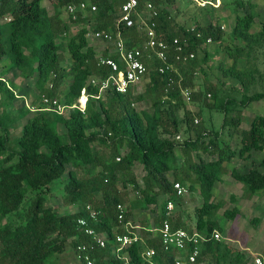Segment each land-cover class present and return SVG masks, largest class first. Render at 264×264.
<instances>
[{"label":"trees","instance_id":"1","mask_svg":"<svg viewBox=\"0 0 264 264\" xmlns=\"http://www.w3.org/2000/svg\"><path fill=\"white\" fill-rule=\"evenodd\" d=\"M42 1L0 0V264H50L65 251L67 243L76 258L87 253L93 264H125L117 256L123 253L127 254L129 264H173L174 257L180 253L185 259L187 250H165L157 231L143 228L145 225L140 226L139 242L114 250L117 247L114 235L125 232L124 224L131 222L134 208H145L156 203L160 194H165L161 216L155 223L157 227L160 225L166 203L176 198L175 182L187 184L189 190L198 186L203 199L195 209L193 225L188 226L179 216L169 217L173 228L195 229L206 237L196 261L190 264L205 260L208 264H247L243 250L229 245L225 239L211 238L214 229H221L214 217L217 205L212 203L211 196L215 182L225 170L224 162L234 157L247 161L254 151H263L261 159L254 165H234L230 175L251 195L264 191V115H255L248 128L240 131L237 148L224 143L220 131H209L195 123L190 111L185 110L182 118L176 115L183 107L182 88L190 89L192 100L200 95L195 91L193 80L196 69L205 73L197 57L198 47L208 37L221 44L220 25L208 22L195 24L192 29L184 27L175 21L176 13H172L171 6L177 0H151L155 6L165 3L156 7L157 13L151 19L157 37L169 42L175 37L181 43L187 41L185 53L194 51L196 57L174 61V49L170 47L168 56L175 69L161 73L153 54L145 53L142 59L148 67L149 80L142 93L133 95L132 90L126 93L108 90L98 98L88 96L84 112L71 108L64 116L43 106L35 110L25 104L16 107L18 97L8 83L12 84L10 76L32 78L39 96H60L62 102L71 105L83 89L96 95L98 89L88 85L87 79L91 75L106 76L109 68L97 64L95 51L86 39L85 26L66 41L58 40L68 29L59 8L78 0H56V11L51 14ZM90 1L97 7L90 19L95 28L114 30L116 11L124 0ZM237 6L244 7V4L237 1ZM248 6L254 8L255 5L248 2ZM5 17L8 19L2 21ZM254 20L253 11L243 8L237 12L229 34L239 43L225 46L231 65L219 64L222 74L235 78L245 90L255 82L256 69L237 67L239 58L244 54H264V22L254 31ZM121 31L123 37L130 39V44L143 39L136 33L135 26H122ZM63 48L72 59L71 69L63 64ZM70 71L72 78L67 81ZM207 90L217 101L213 86ZM248 99H264V90L254 92ZM139 100H148L149 109L134 108L133 103ZM231 102L230 98L222 99L221 103L217 101L223 109ZM31 112L34 113L29 115ZM22 118L26 119L12 145L11 129ZM227 122L236 126L239 121L224 116L222 126ZM59 125L64 127V141L56 128ZM190 131L194 132L193 139L188 136ZM180 132L186 135L181 142L176 138ZM176 146L184 154L179 165L174 163ZM192 150L216 156L205 160L198 155L195 160L190 155ZM136 165L143 171L140 177L134 171ZM168 172L172 173V180ZM56 179L63 184L62 201L77 205L75 211L60 213L44 205L50 184ZM118 183L123 188L129 185L140 196V199L129 200L120 222L116 205L125 204L127 192L121 191ZM28 193L35 195L22 208ZM87 205L96 211L95 221L89 217ZM232 213L231 210L224 214L232 216ZM81 217L96 231L106 233L104 247L96 245L83 232L77 223ZM78 245H85L86 250H79ZM147 247L155 250L149 260L141 256Z\"/></svg>","mask_w":264,"mask_h":264},{"label":"rangeland","instance_id":"2","mask_svg":"<svg viewBox=\"0 0 264 264\" xmlns=\"http://www.w3.org/2000/svg\"><path fill=\"white\" fill-rule=\"evenodd\" d=\"M237 1H241L244 7L238 8ZM248 2H253L255 5L254 8L249 7ZM263 3L264 0H222L220 7L217 9L209 7L200 9L190 0H177L171 6L173 9L172 13H176L175 21L184 27H192L195 24L204 25L208 22L224 25V29H222V43L218 44L212 42L209 45L199 48L197 52L198 59L202 61L201 67L205 71V73H203L200 69H196L193 79L195 91L199 92L200 95L196 99H191L190 102H185L182 99L183 107L177 111L176 115L177 118H182L185 110L190 111L194 119H197V124H201L209 131H220V138L231 148H237L240 145V131L248 128L250 120L257 114L264 115V99L247 100V97L254 92L264 90V54H244L239 58L237 67L256 69V80L254 83L250 84L246 90L242 88L235 78L224 76L219 68V64L222 63L225 67L231 65L232 59L226 53L225 46H232L239 43L237 40H233L229 34L237 12L243 11V8L247 11H255L257 18L254 20V27L257 29L260 27V23L262 22L261 19H264ZM42 5L50 14L56 11V0H43ZM164 5L165 3H161L156 7L160 8ZM59 12L63 22L68 25L66 35L59 38V41H66L69 36L76 34L82 26H85L88 31L95 27L94 21L90 20L94 17L95 13L89 14L87 18L81 19L78 22L71 23L65 18L63 6L59 8ZM116 14H119V10L116 11ZM2 21H5V19H2ZM86 39L95 53L96 50L103 45L100 41L95 40L91 36H86ZM111 48L112 46L108 43V50ZM62 55L64 58L63 64L67 69H71L73 63L66 48L62 49ZM204 57L206 59L205 61ZM10 78L13 80L12 84L10 82L8 83L14 91L15 96L18 97L15 101L16 107L21 104H25V106L29 107L42 106L39 98L40 96L37 93L32 78H21L18 74H14L10 76ZM71 78L72 73L70 71L67 76V81L71 80ZM148 80L149 75L147 73L144 80L133 87V95L142 93ZM210 85L214 88L217 101L221 103V100L225 98H230L232 100L226 109H223L213 96H208L207 87ZM62 88H65V86ZM61 98L60 96L58 97L59 100H61ZM133 106L137 110L149 109V102L148 100H139L135 101ZM1 111L2 106L0 104V113ZM33 113L34 112H31L29 115ZM63 115L67 116L68 112H65ZM224 116H227V118L233 117L234 120H238L239 122L236 126H233L229 122L222 126ZM25 119L26 118H22L13 125L10 132L12 145L14 144V140L20 135V129ZM56 128L62 134L61 138L64 141L65 135L62 133V131L64 132V127L59 125ZM178 136L179 138H176L181 142L186 135L180 132ZM188 136L193 139L195 137L194 132L190 131ZM124 149L125 148L121 151L123 152ZM175 153L176 159L174 163L175 165H179L184 158V154L178 146L175 148ZM190 155L192 159L195 160H197L199 156L205 160L216 156L195 150H192ZM262 156L263 151H254L253 154H251V158L247 161H242L235 157L230 161H225V170L221 178L215 182L212 188L211 201L213 204L217 205V208L214 210V217L221 227L220 232L226 238L229 245L240 250H243V248L249 249V251H244L246 253L245 257L247 259V264H253V254L262 256L264 254V191H258L251 195L245 190L241 182L235 180L230 175V170L234 165H254ZM134 171L138 177L143 173L140 165H136ZM167 175L169 179L172 180V173L168 172ZM50 186V192L45 195L46 199L44 205L46 207H53L60 213L72 212L77 209V205H67L62 201L63 184L60 180L56 179L52 181ZM118 187L121 191L127 192L125 197L126 201H124L126 206L129 204L128 202L130 199H140L139 194L133 191L129 185L123 188L121 184L118 183ZM185 187L187 189V184H185ZM34 195V193H28L26 199L22 203V208L28 205L29 200L33 198ZM97 196L100 197V194L97 193ZM157 199L156 203L146 205L145 208H134L131 216V223L142 226L145 225V222L150 224L151 219L157 218L155 215L151 214L153 210L160 207L161 204L163 205V196ZM202 201L203 199L198 191V186H196L194 190L187 189L184 196L173 199L172 215L177 216L179 214L184 217L185 221H188V226L193 225L195 209L201 205ZM231 210L233 211L232 216L224 214L225 211ZM201 263L208 264L207 260ZM50 264L83 263L76 258L73 250L67 243L65 251L52 259Z\"/></svg>","mask_w":264,"mask_h":264},{"label":"built area","instance_id":"3","mask_svg":"<svg viewBox=\"0 0 264 264\" xmlns=\"http://www.w3.org/2000/svg\"><path fill=\"white\" fill-rule=\"evenodd\" d=\"M198 8H212L217 9L221 5L222 0H190ZM141 4V5H140ZM97 7L89 0H78L69 2L63 6L65 18L68 22L79 19H85L89 14H94ZM157 13L156 6L151 0H124L121 4L118 17L115 23V29H96L93 27L87 31L86 36H91L95 40L100 41L103 45L96 50L95 58L98 65L109 68V74L106 76L91 75L87 79V84L95 86L98 91L96 95L88 93L83 89L80 96L76 101L67 105L58 98H49L44 94L40 96V102L46 109H51L58 114H64L71 108H77L84 112L86 101L88 96L98 98L102 96L108 90H114L119 93H126L128 90H132L133 87L141 83L148 73V67L143 61V54H153V57L158 61L157 70L159 72L174 70V64L169 60L168 50L170 47L174 49V61H183L187 59H193L196 57L194 51H186L187 41L181 43V41L175 37L170 42L157 37L156 31L153 28L151 19ZM5 20L8 18L5 17ZM135 26L136 33L143 36L141 41L135 44H130V39L122 36L121 27ZM192 29V27H190ZM221 29H224V25H220ZM198 37L200 33L196 34ZM211 38H206L198 47L209 45ZM108 43L112 46L108 50ZM210 96V94H208ZM181 97L185 102L191 101V91L188 88L181 89ZM29 107V106H28ZM31 110H35L34 106L30 107ZM197 123V119H194ZM179 138V136H177ZM120 157L116 159L119 160ZM173 188L176 191V196L180 197L187 191L186 187L179 182L173 184ZM89 217L95 221L96 211L89 205L86 206ZM117 219L122 221L126 210V204L118 203L116 205ZM173 210V202L168 201L166 203L164 218L160 225L155 229L157 231L162 245L165 250L176 249L180 252L188 251L186 258H182L181 253L174 257L173 264H186L194 263L200 253L201 242L206 240V237L200 234L197 230H187L181 227L173 228L169 222V217ZM77 223L82 228L83 232L90 236L93 242L99 247H104L107 243V235L105 232H98L92 228L86 218H78ZM125 232L117 233L114 235V242L117 244L115 251H119L122 248H126L133 243L141 240L139 236L140 226L132 225L131 222L124 224ZM211 238L215 240H221L226 238L222 233L214 229L211 233ZM188 246L190 249L188 250ZM78 249L81 251L86 250L85 245H78ZM155 254L154 248L147 247L141 252V256L149 260ZM253 264H264L262 255L253 254ZM117 256L124 260L125 264L128 263V257L126 253L117 254ZM78 260L83 264H93V260L87 253L81 256L77 255ZM11 264V263H7ZM154 264V263H151Z\"/></svg>","mask_w":264,"mask_h":264},{"label":"crops","instance_id":"4","mask_svg":"<svg viewBox=\"0 0 264 264\" xmlns=\"http://www.w3.org/2000/svg\"><path fill=\"white\" fill-rule=\"evenodd\" d=\"M264 4V3H263ZM253 13L255 14V11H253ZM257 18V16H256V14H255V19ZM262 20V22H264V19H261ZM262 22L260 23V27H261V25H262ZM260 27L259 28H255L254 27V23L252 24V30H254V31H257V30H259L260 29ZM13 81V80H12ZM252 154H253V152H252ZM240 160V159H239ZM249 160V159H248ZM187 192V191H186ZM185 192V193H186ZM185 193L183 194V196L185 195ZM160 196H163V201L165 200V198H166V195L165 194H160L157 198H159ZM180 197H182V196H180ZM180 197H177L176 196V198H180ZM158 200V199H157ZM172 202H173V200H171ZM162 204L160 205V207H158L157 209H155V210H153L152 212V214L151 215H155L157 218H153V220L151 219V221H150V224H148L147 222H145L144 224H145V227H143V228H145V229H151V228H153V230H155L156 228H157V226H155V223L156 222H158L159 221V219H158V217L159 216H161V213H162ZM177 216H179L180 218H181V220L182 221H185L184 220V217L183 216H181V215H177ZM171 217H175V216H173L172 215V212H171V215H170V218ZM160 222H161V218H160ZM186 223H188V221H185ZM148 224V225H147ZM143 226V225H142ZM227 242V241H226ZM249 251V249L248 248H243V251ZM250 254V253H249ZM197 264H202L201 262H199V263H197Z\"/></svg>","mask_w":264,"mask_h":264}]
</instances>
